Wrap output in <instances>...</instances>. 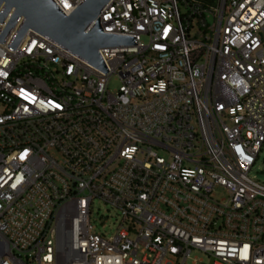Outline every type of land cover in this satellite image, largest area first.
I'll return each mask as SVG.
<instances>
[{"label":"built area","instance_id":"obj_1","mask_svg":"<svg viewBox=\"0 0 264 264\" xmlns=\"http://www.w3.org/2000/svg\"><path fill=\"white\" fill-rule=\"evenodd\" d=\"M99 17L137 44L100 48L106 74L32 30L7 48L20 21L0 44V264H264V0H110ZM95 199L119 213L107 238Z\"/></svg>","mask_w":264,"mask_h":264},{"label":"water","instance_id":"obj_2","mask_svg":"<svg viewBox=\"0 0 264 264\" xmlns=\"http://www.w3.org/2000/svg\"><path fill=\"white\" fill-rule=\"evenodd\" d=\"M109 1L83 0L66 16L52 0H0V24L11 14L0 34V44H4L15 24L20 21L7 48L15 51L26 32L32 30L106 74L108 71L98 53L100 48L137 45L136 38L103 33L99 15Z\"/></svg>","mask_w":264,"mask_h":264},{"label":"rangeland","instance_id":"obj_3","mask_svg":"<svg viewBox=\"0 0 264 264\" xmlns=\"http://www.w3.org/2000/svg\"><path fill=\"white\" fill-rule=\"evenodd\" d=\"M205 3H213L215 0H199ZM142 42L147 43L146 38H142ZM118 81L116 79H111L108 85V89L111 93L117 90L118 88ZM160 154L163 155L164 153L160 151ZM249 177L257 182L258 184L264 186V144L261 146L259 150V154L253 167L250 170ZM90 223L94 228V231L103 236L109 237L110 235L114 234L118 225L120 224V217L119 213L110 207L108 204L95 199L92 201L90 206ZM197 258L201 260L197 264H208L206 256L198 251L191 253V258L187 261V264H192V259Z\"/></svg>","mask_w":264,"mask_h":264}]
</instances>
